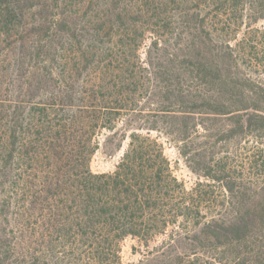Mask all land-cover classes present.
<instances>
[{
  "label": "trees",
  "instance_id": "obj_1",
  "mask_svg": "<svg viewBox=\"0 0 264 264\" xmlns=\"http://www.w3.org/2000/svg\"><path fill=\"white\" fill-rule=\"evenodd\" d=\"M181 1L173 0H192ZM195 1L170 17L160 10L171 0L146 3L148 16L143 4L121 11L127 26L106 32L70 28L64 15L38 38L0 28V256L125 264L122 246L132 238L142 258L126 264H247L244 246L264 236V206L236 203L245 193L208 151L217 135L255 138L264 153V80L233 73L231 28L246 0ZM25 2L0 0V12L16 19ZM249 5L264 19V3ZM164 28H182L172 45ZM138 92L147 115L136 108ZM153 131L173 137L198 176L193 186L177 177ZM98 150L122 151L113 171L92 170ZM254 262L264 263V252Z\"/></svg>",
  "mask_w": 264,
  "mask_h": 264
},
{
  "label": "rangeland",
  "instance_id": "obj_2",
  "mask_svg": "<svg viewBox=\"0 0 264 264\" xmlns=\"http://www.w3.org/2000/svg\"><path fill=\"white\" fill-rule=\"evenodd\" d=\"M166 0H27L25 5H22V13L19 11V16L9 23V16L0 12V28H24L23 35L27 38L32 36L38 38L35 33L40 28H46L52 25L53 20H58L63 15L67 19L70 28H109L118 30L126 26L120 25L117 19L118 14L122 11L129 16L138 8L142 7L145 16H148L151 11L145 6L146 3H152L151 7L154 8L159 2ZM169 1V0H168ZM181 1V0H179ZM182 2V1H181ZM192 0L188 6L192 7L195 4ZM252 2L255 4L264 3V0H246L241 2L239 6L240 13L244 17L240 19V25L236 28H231L230 45L233 47L235 57L231 63L238 60L237 67L233 65V73L236 71L240 74H248L252 79L264 80V19H254L253 13L250 11ZM4 5H0L2 7ZM185 4H174L173 0L163 12L165 16L176 15L184 13L188 10ZM3 8V7H2ZM149 10V13L147 11ZM190 10V9H189ZM250 12V13H249ZM24 14V15H23ZM13 15V14H11ZM125 17V16H124ZM147 20V18H145ZM145 19H141L142 23ZM17 24V26L15 25ZM175 23H172L174 26ZM143 28L148 25H141ZM166 36L164 38L172 45L175 41L176 31L182 28H164ZM233 35V36H232ZM104 40H107L106 37ZM153 38L148 33L142 43L139 54L140 57L146 61V51L149 48ZM19 45V44H17ZM9 56H14L15 53L8 52ZM29 61V60H28ZM30 62V61H29ZM130 62L132 60L130 59ZM24 72V69L21 73ZM141 91V90H140ZM127 95L134 93H126ZM140 103L137 110H142L146 115L150 112L151 107L148 104L147 95L139 92L136 94ZM146 119L148 116H145ZM122 121L119 120V127ZM122 132H120L121 134ZM153 136H159V140L164 143L165 153L171 160L174 172L177 177L184 181L187 188H190L198 181V176L194 174L189 166L186 164L185 159L180 155L177 146L173 142V137L165 134H159L153 131ZM120 137V136H119ZM105 134H100L99 139L103 141ZM208 154L212 156L214 164H224L229 177L235 181V190L240 193H245L243 201L235 200L236 203L243 202L249 205L264 206V153L260 151L263 147L258 143L255 138L248 140L242 139L241 141L227 140L226 142H219L217 135H215L209 143ZM122 151L115 155H106L102 150H98L91 158V168L95 172H111L115 169L116 164L120 159ZM217 184V183H216ZM7 226V225H6ZM9 226H7V229ZM261 236V235H260ZM255 237L247 242L244 246V254L248 258L247 264L259 253L264 252V236ZM134 246L136 249H134ZM141 249L135 239L129 238L124 241L122 246V260L123 262H137L142 258ZM0 264H23L17 252H11L10 257L0 256ZM253 264H264L263 262H254Z\"/></svg>",
  "mask_w": 264,
  "mask_h": 264
}]
</instances>
